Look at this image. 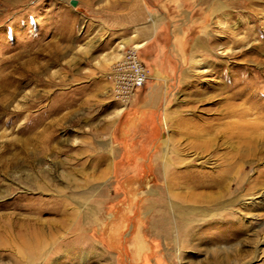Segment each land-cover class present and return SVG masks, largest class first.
Here are the masks:
<instances>
[{
	"label": "rangeland",
	"instance_id": "1",
	"mask_svg": "<svg viewBox=\"0 0 264 264\" xmlns=\"http://www.w3.org/2000/svg\"><path fill=\"white\" fill-rule=\"evenodd\" d=\"M69 1L0 0V226L57 232L36 264H264V0Z\"/></svg>",
	"mask_w": 264,
	"mask_h": 264
},
{
	"label": "bare ground",
	"instance_id": "2",
	"mask_svg": "<svg viewBox=\"0 0 264 264\" xmlns=\"http://www.w3.org/2000/svg\"><path fill=\"white\" fill-rule=\"evenodd\" d=\"M138 47H140V46H138ZM1 89L7 90V86H3ZM10 98L12 99L13 95L8 94L7 97H5V101L10 99ZM235 107H237V106H235ZM121 112H122V110H118V111H116L115 114L119 115ZM245 113H246V111L245 112H239L238 114H245ZM252 126L253 125L249 124V122L246 125H242L241 123L237 124V127L240 130L239 135H241L240 133L242 132V129L251 128ZM232 127L235 128L234 126H232ZM28 129H30V127ZM231 130H232V128H231ZM239 130H237V131H239ZM45 138L46 137L42 136V135H39L38 137H35L32 139L30 138L28 140V142H24L20 145L19 153L22 155V157L28 158V156L30 155V149H28V147H30V145H31V147L33 149L34 148L37 149L45 141ZM34 154H35V152H34ZM21 155H19V156H21ZM2 163H1V165H2ZM16 165H17V163H16ZM26 165H27V163H26ZM164 171H165V169H164ZM4 172H6V171H4ZM166 173H164V174H166ZM42 182H43V180H42ZM31 184H32V187H34L35 189H37L41 192L46 191L47 189H50L49 185L46 184V182H43L42 184L38 185V184H35L34 181L32 180L30 182V185ZM56 192L58 194H60V192L58 190ZM52 203L57 206L54 209L55 211H57L59 214L60 213L65 214L66 205H65V202L63 200H59L57 202L55 200V201H52ZM1 217H4V216L0 215V218ZM20 217L22 218V216H20ZM21 218H19L17 216H15L13 218L7 217V220H6L7 222H4V224L0 226V247L8 248L9 253H11L12 256L15 258L16 264H36V261L49 257V255H48L49 250L48 249L51 245H54L55 238H56L55 234L57 232L44 233L43 227L40 226L37 219H35L34 220L35 222H34V221H31V219L28 220V219H21ZM213 264H226V262H225V260H220L217 258V259H214Z\"/></svg>",
	"mask_w": 264,
	"mask_h": 264
},
{
	"label": "built area",
	"instance_id": "3",
	"mask_svg": "<svg viewBox=\"0 0 264 264\" xmlns=\"http://www.w3.org/2000/svg\"><path fill=\"white\" fill-rule=\"evenodd\" d=\"M116 87L120 94L128 97L134 91L142 89L148 80V74L141 60L129 50L122 61L114 67Z\"/></svg>",
	"mask_w": 264,
	"mask_h": 264
},
{
	"label": "water",
	"instance_id": "4",
	"mask_svg": "<svg viewBox=\"0 0 264 264\" xmlns=\"http://www.w3.org/2000/svg\"><path fill=\"white\" fill-rule=\"evenodd\" d=\"M69 4H70L72 7H75L76 4H77V1H76V0H70V1H69Z\"/></svg>",
	"mask_w": 264,
	"mask_h": 264
}]
</instances>
